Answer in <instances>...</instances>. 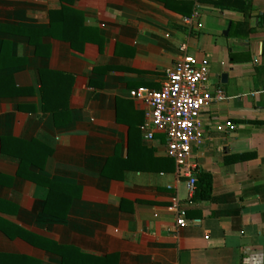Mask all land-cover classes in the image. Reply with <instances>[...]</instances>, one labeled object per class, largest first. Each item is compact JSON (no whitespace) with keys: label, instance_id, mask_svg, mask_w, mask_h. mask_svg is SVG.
Returning <instances> with one entry per match:
<instances>
[{"label":"crops","instance_id":"1","mask_svg":"<svg viewBox=\"0 0 264 264\" xmlns=\"http://www.w3.org/2000/svg\"><path fill=\"white\" fill-rule=\"evenodd\" d=\"M218 1L0 0V264H264V0ZM181 43L225 93L191 150L207 200L129 94Z\"/></svg>","mask_w":264,"mask_h":264},{"label":"built area","instance_id":"2","mask_svg":"<svg viewBox=\"0 0 264 264\" xmlns=\"http://www.w3.org/2000/svg\"><path fill=\"white\" fill-rule=\"evenodd\" d=\"M184 20L191 21L190 18ZM179 50L182 54L171 68L166 69L160 88L139 87L131 89L129 94L146 106L141 125L144 138L151 140L154 132L165 135L166 154L173 158L177 175L187 178L192 194L196 177L195 166L190 162L191 150L204 139L200 113L209 102L222 100L225 93L221 88L210 90L206 58L187 54L185 43L179 45ZM176 223L179 227L187 223L181 208L177 211Z\"/></svg>","mask_w":264,"mask_h":264},{"label":"trees","instance_id":"3","mask_svg":"<svg viewBox=\"0 0 264 264\" xmlns=\"http://www.w3.org/2000/svg\"><path fill=\"white\" fill-rule=\"evenodd\" d=\"M218 2L220 3L221 0H219ZM238 28H243L236 33L238 35H247L250 32V29L245 27V25L243 24H238ZM211 188H212L211 175L205 172H198L196 174V180H195L194 197L200 200L209 199L211 194Z\"/></svg>","mask_w":264,"mask_h":264},{"label":"water","instance_id":"4","mask_svg":"<svg viewBox=\"0 0 264 264\" xmlns=\"http://www.w3.org/2000/svg\"><path fill=\"white\" fill-rule=\"evenodd\" d=\"M222 77L225 78V74Z\"/></svg>","mask_w":264,"mask_h":264}]
</instances>
